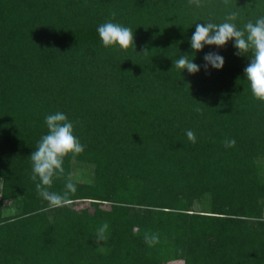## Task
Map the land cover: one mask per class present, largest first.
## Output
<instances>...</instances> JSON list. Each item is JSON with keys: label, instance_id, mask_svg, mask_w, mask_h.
<instances>
[{"label": "trees", "instance_id": "obj_1", "mask_svg": "<svg viewBox=\"0 0 264 264\" xmlns=\"http://www.w3.org/2000/svg\"><path fill=\"white\" fill-rule=\"evenodd\" d=\"M231 12L243 29L264 0H0V264H264V101L245 76L251 53L190 45L196 23ZM106 22L130 28L136 48L105 47ZM208 52L222 69H204ZM181 55L201 70L174 67ZM56 112L86 147L49 189L62 194L71 174L76 193L50 208L30 156ZM82 163L92 180L75 177Z\"/></svg>", "mask_w": 264, "mask_h": 264}, {"label": "clouds", "instance_id": "obj_2", "mask_svg": "<svg viewBox=\"0 0 264 264\" xmlns=\"http://www.w3.org/2000/svg\"><path fill=\"white\" fill-rule=\"evenodd\" d=\"M190 4L197 7L202 6V0H189ZM225 5L229 0H224ZM116 13H112L115 18ZM237 12L229 13L225 22L216 24L207 22L206 24L196 23V30L190 38V45L193 53L202 50L205 45H215L224 47L229 41L234 42L237 49L235 55H249L250 63L244 69L246 79L249 81L253 95L264 101V16L258 18L255 23L249 21L243 29L237 27L235 21L238 18ZM99 38L105 47L116 46L127 50L135 47V36L133 31L119 23L106 22L97 28ZM148 49L146 48L143 53ZM205 70L209 66L215 69H222L225 64V58L218 52H208L204 55ZM174 67L187 70L190 74H195L201 70V66L189 59L188 55H181L179 59L174 60ZM197 111H200L197 109ZM45 123L48 129L47 134L43 135L38 141L35 151L30 158L32 161V180L36 183L35 188L38 195L48 202L50 208L63 207L70 203V195L77 191L76 184L73 182L71 174L67 175L65 191L61 193L50 191L55 179L65 176L64 160L71 155L73 159L81 155L85 150L74 131V123L69 120L63 112H56L45 117ZM186 135L193 143L196 142V136L193 131L187 130ZM235 139L225 140V147H234ZM264 222V217L256 218ZM109 225L103 223L97 229V243L106 240ZM157 235H145V242L149 245L158 243Z\"/></svg>", "mask_w": 264, "mask_h": 264}, {"label": "rangeland", "instance_id": "obj_3", "mask_svg": "<svg viewBox=\"0 0 264 264\" xmlns=\"http://www.w3.org/2000/svg\"><path fill=\"white\" fill-rule=\"evenodd\" d=\"M75 177L82 180V181H90L93 179V174L91 172V169L89 166L85 164H79L77 168L75 167ZM0 190H1V181H0ZM7 209L4 211L5 214H10L14 211L13 204L10 202H7ZM169 264H185L183 260H176L173 262H170Z\"/></svg>", "mask_w": 264, "mask_h": 264}]
</instances>
